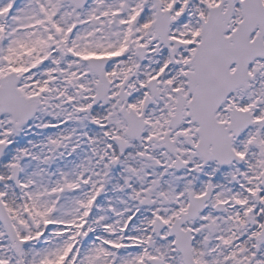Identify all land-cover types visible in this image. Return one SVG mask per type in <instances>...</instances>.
<instances>
[{
    "label": "snow or ice",
    "instance_id": "6c2138e0",
    "mask_svg": "<svg viewBox=\"0 0 264 264\" xmlns=\"http://www.w3.org/2000/svg\"><path fill=\"white\" fill-rule=\"evenodd\" d=\"M0 264H264V0H0Z\"/></svg>",
    "mask_w": 264,
    "mask_h": 264
}]
</instances>
